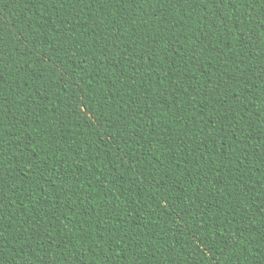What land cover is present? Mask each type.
Segmentation results:
<instances>
[{
    "label": "trees",
    "instance_id": "16d2710c",
    "mask_svg": "<svg viewBox=\"0 0 264 264\" xmlns=\"http://www.w3.org/2000/svg\"><path fill=\"white\" fill-rule=\"evenodd\" d=\"M219 12L231 35L208 23ZM257 15L240 0H0V264H264Z\"/></svg>",
    "mask_w": 264,
    "mask_h": 264
},
{
    "label": "snow or ice",
    "instance_id": "6c2138e0",
    "mask_svg": "<svg viewBox=\"0 0 264 264\" xmlns=\"http://www.w3.org/2000/svg\"><path fill=\"white\" fill-rule=\"evenodd\" d=\"M43 4L46 6L48 4V0H42ZM209 2H211V0H209ZM221 3L224 2V0H220ZM240 3H243V4H248L250 8H252L253 11H255V9L257 7H260L262 5H264V0H240ZM237 11H239V9H237ZM244 19H249L248 16H245ZM254 22L258 23V24H261V25H264V15H257L253 18ZM209 24L213 25L214 27H223L225 29H228V32H229V35L232 34L231 32V29L228 28L229 24H232L233 22L231 21V19H228L227 21H225V18H224V15L222 12H219L217 14V16L215 17H209V21H208ZM235 26V25H234ZM237 32L240 36V40H239V43L241 44H246V45H249L251 46L252 43H253V40H252V37L250 34L246 35L243 31H241L239 28H237ZM2 33H3V26L0 25V36H2ZM200 43H203V41H200ZM38 50V49H37ZM3 49L0 48V52H2ZM29 51H31V46H29ZM34 54V52L32 53ZM197 59H198V56H197ZM261 61H264V55H261L260 57ZM261 68H264V63L261 64ZM60 72L61 74H63V61L60 62ZM169 76L171 75V73L168 74ZM246 75V73H245ZM261 80L264 81V72L261 73ZM162 79H167V77H162ZM242 105H244V102L242 100H239L237 98V104L235 105L236 108H240ZM85 119L86 120H98L99 117L96 116L95 113H92V112H88V111H85ZM142 115V113H141ZM235 115V113L233 114ZM236 134V130L234 129L233 132H232V135H235ZM4 151V145L3 143H0V154H2ZM0 175H2V173H0ZM33 175H35V173H33ZM25 179H27V176L25 175ZM37 190H39L37 188ZM31 195V193H29ZM20 195V194H18ZM46 195V194H45ZM29 203H31V201H29ZM43 203V198H41V204ZM7 204V199L6 198H2L0 199V210L3 209L4 206H6ZM226 226L227 227H230L231 225V222L230 221H226L225 222ZM0 226H2V218H0ZM220 227H225V225H220ZM179 234H183L182 233V230ZM23 237H21L20 239H22ZM194 241L195 240H199V242L201 244L204 243L203 239H200L198 237H193ZM210 252H212L213 250L212 249H209ZM213 255H215V253L213 252Z\"/></svg>",
    "mask_w": 264,
    "mask_h": 264
}]
</instances>
